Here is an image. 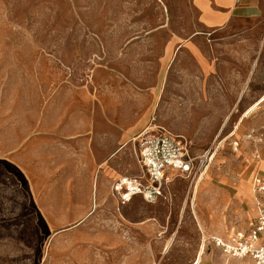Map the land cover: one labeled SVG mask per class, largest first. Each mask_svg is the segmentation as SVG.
Here are the masks:
<instances>
[{
  "label": "rangeland",
  "instance_id": "obj_1",
  "mask_svg": "<svg viewBox=\"0 0 264 264\" xmlns=\"http://www.w3.org/2000/svg\"><path fill=\"white\" fill-rule=\"evenodd\" d=\"M230 32L202 31L191 0H0V264H76L66 249L93 231L127 235L152 264H195L205 236L202 264H249L211 239L248 230L256 216L264 96L252 104L264 92V13ZM190 42L195 52L180 47ZM40 123L62 138L80 127L103 156L113 153L91 176L94 184L106 175L111 189L141 174L135 139L149 127L215 158L197 186L175 177L154 203L96 205L95 193L90 206L48 207L66 194L33 193L27 149ZM52 171L50 187L64 174L88 177ZM73 194L75 204L88 195ZM86 214L85 224L66 222ZM151 221L156 232L143 230Z\"/></svg>",
  "mask_w": 264,
  "mask_h": 264
},
{
  "label": "crops",
  "instance_id": "obj_2",
  "mask_svg": "<svg viewBox=\"0 0 264 264\" xmlns=\"http://www.w3.org/2000/svg\"><path fill=\"white\" fill-rule=\"evenodd\" d=\"M192 5L196 9L199 15V25L204 32L210 34L218 33H231L232 28L241 22L256 19L263 15L264 6L262 0H191ZM191 45H180V47L190 48L192 52H195L197 46L193 42ZM194 46V47H193ZM194 48V49H193ZM169 53V52H168ZM264 96V92L255 95L254 102L255 105ZM264 104L262 102L258 106ZM257 106V107H258ZM84 125V123H83ZM35 133L29 137L28 143V172L29 178L32 184L33 193L40 195V192H59L65 193L62 200L59 202H51L46 204L48 207H55L60 209H67L70 207L79 206H90L93 202V197L96 193V205L97 201L100 203L104 202H116L115 199L111 197V179L106 175L97 180L96 183L91 182V176L95 169L103 167L113 153H105L103 156L101 150L104 145L99 141L96 145L95 139H91L85 136H80L78 133L82 132L79 127L76 133L77 137L73 134H58V136H52L51 132L48 130L46 123H40L36 126ZM38 129H40L38 131ZM136 145V144H135ZM137 147V146H136ZM23 147L20 145L15 148L14 153L19 152ZM260 159L261 156L259 155ZM23 165H25L23 163ZM61 167H72L77 172H83L88 177L83 178L79 173L78 176L72 174H64L59 184H53L51 187L48 185L47 178L50 177V171L53 173L52 169L57 166ZM65 169V168H64ZM258 173L256 175L264 178V170L262 167H258ZM82 173V174H83ZM111 175V173H107ZM255 175V176H256ZM133 176V175H124ZM254 176V177H255ZM110 177V176H109ZM122 177V176H120ZM119 177V178H120ZM102 180V181H101ZM117 180V179H116ZM115 180V181H116ZM99 181V183H98ZM82 185L80 188L79 186ZM78 186V187H77ZM80 190V192L87 193L88 195L83 201V203H77L74 197V192ZM255 196V195H254ZM135 198V197H134ZM81 202V200L77 201ZM89 202V203H87ZM118 204V203H117ZM128 204V203H127ZM45 206V205H44ZM255 211H256V201H255ZM90 214H86L82 219L66 222L85 224L90 218ZM254 218L253 225L255 224ZM109 222L111 223V217ZM101 222L95 221L94 223ZM147 226H143V230L148 232H156L158 230V222L151 221L147 222ZM253 225L248 230L249 231ZM237 232V231H236ZM235 233V232H234ZM233 233V234H234ZM69 233L62 232L57 234V236H66ZM232 234V235H233ZM56 236V238H57ZM229 238L223 236H214ZM55 239V237L53 238ZM82 242L77 248L66 250L71 253L67 254L70 258L69 263L76 264H152L151 257L148 255H143L141 251L136 248V244L132 242L131 238L127 235L123 237L121 233L109 231L100 232L93 231L91 234H82V238H79ZM227 256V255H226ZM155 257V256H154ZM153 257V259H154ZM231 257V256H230ZM233 258V257H231ZM236 259V258H234ZM156 260V259H155ZM245 260L251 264L250 259H238Z\"/></svg>",
  "mask_w": 264,
  "mask_h": 264
},
{
  "label": "built area",
  "instance_id": "obj_3",
  "mask_svg": "<svg viewBox=\"0 0 264 264\" xmlns=\"http://www.w3.org/2000/svg\"><path fill=\"white\" fill-rule=\"evenodd\" d=\"M140 175L122 176L112 185L111 197L121 206L142 196L154 203L175 177L204 179L215 158L212 151L200 155L191 152V145L163 127H149L135 139ZM257 217L249 231H237L229 238L213 237V244L224 255L250 259L251 264H264V178L256 175L252 181Z\"/></svg>",
  "mask_w": 264,
  "mask_h": 264
},
{
  "label": "bare ground",
  "instance_id": "obj_4",
  "mask_svg": "<svg viewBox=\"0 0 264 264\" xmlns=\"http://www.w3.org/2000/svg\"><path fill=\"white\" fill-rule=\"evenodd\" d=\"M262 102H264V98L262 99L261 102H259V104H261ZM257 106H258V105H257ZM132 200H133V198H132ZM132 200H131V201H132ZM131 201H130V202H131ZM194 214L197 215L196 212H194ZM205 239H206V236L204 237L203 246H202V248H201V250H200V252H199V255H198V258H197L195 264H202V262H203V258H204V255H205Z\"/></svg>",
  "mask_w": 264,
  "mask_h": 264
}]
</instances>
